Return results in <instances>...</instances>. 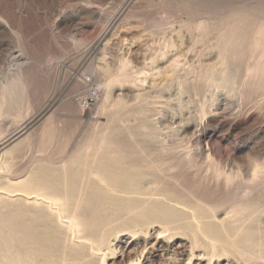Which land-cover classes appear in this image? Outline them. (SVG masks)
I'll return each instance as SVG.
<instances>
[{
  "label": "rangeland",
  "instance_id": "rangeland-1",
  "mask_svg": "<svg viewBox=\"0 0 264 264\" xmlns=\"http://www.w3.org/2000/svg\"><path fill=\"white\" fill-rule=\"evenodd\" d=\"M263 49L264 0H0V264H264Z\"/></svg>",
  "mask_w": 264,
  "mask_h": 264
},
{
  "label": "bare ground",
  "instance_id": "bare-ground-1",
  "mask_svg": "<svg viewBox=\"0 0 264 264\" xmlns=\"http://www.w3.org/2000/svg\"><path fill=\"white\" fill-rule=\"evenodd\" d=\"M160 6H161V5H160ZM161 9H162V8H161ZM157 12H158V11H157ZM124 14H126V13H124ZM118 15H120V14H118ZM118 15H117V16H118ZM158 16H159V15H158ZM119 17H120V16H119ZM124 17H126V16H124ZM157 18H158V17H157ZM158 19H159V20H157V24H156V25H157V26H161V24L164 22V20H163V19H160V18H158ZM229 19H230V17H229ZM232 19H233V18H232ZM243 19H244V17H243ZM243 19H242V20H243ZM122 20H123V18H122ZM187 20H188V19H187ZM187 20H186V21H187ZM226 20H227V19H226ZM119 21H120V19H119ZM186 21H185V22H186ZM189 21H191V20H189ZM234 21H235V20H234ZM239 21L241 22L240 19H239ZM245 21H246V20H245ZM247 21H248V20H247ZM122 22H123V21H122ZM167 22H168V20H167ZM192 22H193V20H192ZM200 22H201V21H200ZM202 22H204V21H202ZM209 22H210V21H209ZM209 22H208V23H209ZM224 22H225V21H224ZM237 22H238V21H237ZM240 22H238V23H240ZM118 23H119V22H118ZM182 23H183V22H182ZM196 23L199 24L198 22H196ZM196 23L194 24V27H198V26H196V25H197ZM208 23H206V24L208 25ZM229 23H230V21H229ZM120 24H121V22H120ZM164 24H165V22H164ZM188 24H189V23H188ZM188 24H187V25H188ZM192 24H193V23H192ZM192 24H190V25L192 26ZM200 24H201V23H200ZM203 24H205V23H202V24H201L202 27L204 26ZM206 24H205V26L203 27L204 29L207 27ZM210 24H211V23H210ZM215 24H216V23H215ZM219 24H220V22H219ZM219 24H218V25H219ZM221 24H222V23H221ZM236 24H237V23H236ZM256 24H258V22H257ZM118 25H119V24H118ZM182 25H184V24H182ZM216 25H217V24H216ZM224 25H225V24H224ZM224 25H223V26H224ZM233 25H235V24L233 23ZM237 25H238V24H237ZM252 25H253V24H252ZM252 25H251V26H252ZM259 25H260V23H259ZM157 26H156V27H157ZM212 26H215V25H213V22H212V25H211L210 27H212ZM235 26H236V25H235ZM242 26H243V25H242ZM254 26H255V25H254ZM183 27H184V26H183ZM187 27H188V26H187ZM216 27H217V26H216ZM221 27H222V26H221ZM225 27H226V26H225ZM229 27H230V26H229ZM231 27H232V25H231ZM252 27H253V26H252ZM252 27H251V28H252ZM162 28H163V27H162ZM188 28H189V27H188ZM237 28H239V27H237ZM259 28H260V27H259ZM160 29H161V27H160ZM195 29H196V28H195ZM204 29H203V30H204ZM213 29H214V28H213ZM217 29H220V27H218ZM233 29H234V28H233ZM244 29H245V28H244ZM161 30H162V29H161ZM201 30H202V28H201ZM221 30H222V29H221ZM228 30H229V29H228ZM237 30H238V32H239V29H237ZM242 30H243V28H242ZM242 30H241V31H242ZM251 30H252V29H251ZM187 31H188V30H187ZM191 31H193V29H192ZM191 31H190V33H191ZM209 31H210V30H209ZM211 31H212V30H211ZM214 31H215V30H214ZM229 31H230V30H229ZM229 31H227V32H229ZM260 31H261V30H260ZM105 32H107V31H105ZM199 32H200V30H199ZM205 32H206V31H205ZM220 32H222V31H220ZM220 32H219V33L216 32V33H217V36L220 34ZM249 32H250V31H249ZM251 32H252V31H251ZM256 32H257V31H256ZM202 33H203V31H202ZM202 33H201V34H202ZM229 33H230V34L227 35V39L229 40V42H232V39H234L235 36H236L237 34H235L234 32L232 33L231 31H230ZM239 33H240V32H239ZM241 33H242V32H241ZM260 33H261V32H260ZM262 33H263V32H262ZM105 34H106V33H105ZM206 34H208V33H206ZM206 34H205V35H206ZM214 34H215V33H214ZM257 34H258V32L256 33V35H257ZM100 35H101V34H100ZM205 35H204V36H205ZM220 35H221V34H220ZM224 35H225V34H224ZM224 35H223V36H224ZM242 35H243V34H242ZM261 35H262V34H261ZM261 35H260V38H261ZM245 36H246V35H245ZM225 37H226V36H225ZM225 37H224V38H225ZM236 37H238V36H236ZM240 37H241V36H240ZM254 37H256V36L254 35ZM258 37H259V36H258ZM102 38H103V37H102ZM104 38H105V37H104ZM201 38H203V37L201 36ZM242 38H244V37H242ZM242 38H241V39H242ZM256 38H257V37H256ZM218 39H219V38H218ZM222 39H223V38H221V40H222ZM239 40H240V38H239ZM103 41H104V40H103ZM105 41H107V40H105ZM105 41H104V42H105ZM224 41H225V40H224ZM220 42H221V41H220ZM100 43H101V42H100ZM165 43H166V42H165ZM223 43H224V42H223ZM237 43H238V42H237ZM106 44H107V43H106ZM218 44H219V43H218ZM221 44H222V42H221ZM221 44H220V45H221ZM103 45H104V43H103ZM223 45H225V44H223ZM228 45H230V44L228 43ZM218 46H219V45H218ZM225 46H226V45H225ZM219 47H221L220 49H222V45L219 46ZM223 47H224V46H223ZM226 47H227V46H226ZM228 47H230V46H228ZM228 47L225 48V50H226V49H229ZM232 47H233V46H232ZM234 47H235V46H234ZM216 48H217V46H216ZM262 48H263V47H262ZM231 50H232V49H231ZM237 50H238V49H237ZM263 50H264V49H263ZM221 51H222V50H221ZM221 51H220V52H221ZM229 51H230V50H229ZM232 51H233V50H232ZM225 52H228V51H223V53H225ZM236 53H239V52H236ZM263 53H264V52H263ZM225 54H226V53H225ZM229 54H230V53H229ZM229 54H228V57L230 56ZM162 55H163V54H162ZM218 55H219V54H218ZM226 55H227V54H226ZM232 55H233V54H232ZM235 55H236V54H235ZM118 56H119V55H118ZM120 56H121V55H120ZM120 56H119V57H120ZM223 56H224V55H223ZM238 56H239V55H238ZM243 56H244V55H243ZM243 56H242V57H243ZM219 57H221V56H219ZM231 57H232V56H231ZM233 57H234V55H233ZM240 57H241V56H239V59H240ZM244 57H245V56H244ZM113 58H114V57H113ZM122 58H124V57H121V58H118V59L121 60ZM126 58H127V56H126ZM221 58H222V57H221ZM225 58H227V57H224V59H225ZM231 59H232V58H231ZM233 59H234V58H233ZM242 59H243V58H242ZM115 60H116V59H115ZM115 60H113V61H115ZM123 60H124V59H123ZM125 60H126V59H125ZM218 60H219V59H218ZM228 60H229V59H228ZM235 60H237V63L239 62V60L237 59V56H236ZM126 61H127V60H126ZM129 61H130V60H129ZM220 61H221V60H220ZM240 61H241V60H240ZM124 62H125V61H124ZM218 62H219V61H218ZM226 62H228V61H226ZM226 62H225V63H226ZM230 62H231V61H230ZM230 62H229V63H230ZM234 62H235V61H234ZM234 62H233V64H234ZM15 63H17V62L15 61ZM115 63H116V61H115ZM119 63H120V62H119ZM130 63H131V62H130ZM130 63H127V64L129 65V66H128L129 68H130ZM221 63H222V62H221ZM221 63H220V64H221ZM223 63H224V62H223ZM223 63H222V64H223ZM225 63H224V66H225ZM20 64H22V63L20 62ZM127 64H126V65H127ZM216 64H217V63H216ZM222 64H221V65H222ZM226 64H227V63H226ZM240 64H241V63H240ZM251 64H252V63H251ZM16 65H18V64H16ZM22 65H23V64H22ZM22 65H21V66H22ZM109 65H110V64H109ZM112 65H113V64H112ZM116 65H117V64H116ZM118 65H119V64H118ZM118 65H117V67H118ZM175 65H176V64H175ZM212 65H213V64H212ZM229 65H230V64H229ZM238 65H239V64H237V65L235 64V66H237V67H238ZM124 66H125V64H124ZM124 66H123V67H124ZM207 66H208V65H207ZM213 66H214V65H213ZM213 66H212V67H213ZM215 66H216V65H215ZM227 66H228V65H227ZM239 66H240V65H239ZM15 67H16V66H15ZM19 67H20V66H19ZM119 67H120V66H119ZM125 67H126V66H125ZM125 67H124V68H125ZM208 67H209V66H208ZM208 67H207V68H208ZM212 67H211V68H212ZM225 67H226V66H225ZM111 68H112V67H111ZM121 68H122V67H121ZM121 68H120V69H121ZM171 68H173V67H171ZM203 68H204V67H203ZM207 68H206V69H207ZM217 68H218V67H217ZM232 68H233V66L231 67V69H232ZM234 68H235V67H234ZM234 68H233V69H234ZM16 69H17V68H16ZM108 69H110V67H108ZM113 69H114V68H113ZM115 69H116V68H115ZM206 69H205V70H206ZM212 69H213V68H212ZM224 69H225V68H224ZM235 69H236V68H235ZM121 70H122V69H121ZM126 70H127V68H126ZM173 70H174V69H173ZM207 70H208V69H207ZM215 70H216V69H215ZM225 70H226V69H225ZM229 70H230V69H229ZM20 71H21V69H20ZM104 71L106 72V70H104ZM128 71H130V70H128ZM199 71H200V70H199ZM218 71H219L218 73H220V70H218ZM14 72H15V71H14ZM115 72H116V71H115ZM164 72H165V71H164ZM171 72H172V70L170 71V73H171ZM214 72H215V71H214ZM214 72H211V73L214 74ZM228 72H229V71H228ZM232 72H233V70H232ZM116 73H117V72H116ZM131 73H132V72H131ZM202 73H204V72L202 71ZM202 73H201V74H202ZM205 73H209V70H208L207 72L205 71ZM216 73H217V72H216ZM114 74H115V73H114ZM123 74H125V72H124ZM159 74H160V73H159ZM161 74H162V73H161ZM231 74H232V73H231ZM115 75H116V74H115ZM120 75H121V74H120ZM125 75H126V74H125ZM133 75L135 76L136 74H133ZM162 75H163V74H162ZM168 75H170V74H168ZM172 75H173V74H172ZM178 75H179V74H178ZM215 75H217V74H214L213 76H215ZM218 75H219V74H218ZM232 75H234V74H232ZM130 76H131V75H130ZM136 76H137V75H136ZM164 76H166V75H164ZM170 76H171V75H170ZM176 76H177V75H176ZM213 76H211V77H213ZM219 76H220V75H219ZM160 77H161V76H160ZM178 77H179V76H178ZM215 77H216V76H215ZM226 77H228V76H226ZM106 78H107V77H106ZM108 78H109V77H108ZM166 78H167V77H166ZM175 78H176V77H175ZM213 78H214V77H213ZM218 78H219V77H218ZM221 78H222V76H221ZM231 78H233V77H231ZM160 79H161V78H160ZM186 79H187V78H186ZM208 79H209V78H208ZM216 79H217V78H216ZM228 79H230V78H228ZM135 80H136V79H135ZM137 80H138V79H137ZM137 80H136V81H137ZM168 80H169V79H168ZM172 80H174V78H172ZM176 80H177V78H176ZM178 80H179V79H178ZM178 80H177V81H178ZM224 80H226V78H225ZM158 81H159V80H158ZM203 81H204V80H203ZM207 81H208V80H206L205 82L207 83ZM212 81H213V80H212ZM229 81H230V80H229ZM9 82H10L9 84H11L12 86H15V85H18V86H19L20 84H19V77H18V74L15 73V74H13L12 76H10V78H9ZM105 82H106V81H105ZM174 82H175V81H174ZM183 82H184V78H183ZM213 82H214V81H213ZM106 83H107V82H106ZM178 83H179V82H178ZM181 83H182V82H181ZM109 84L111 85V83H109ZM152 84H153V83H152ZM168 84H169V83H168ZM166 85H167V84H166ZM183 85H184V84H183ZM4 86H7V85H4ZM157 86H158V85H157ZM164 86H165V85H164ZM169 86H170V84H169ZM169 86H168V87H169ZM172 86H173V85H172ZM15 87H16V86H15ZM22 87H23V85H22V86L20 85V86L18 87V89H17V90H18V94H19V92L22 91ZM154 87H156V86H154ZM161 87H162V86H161ZM179 87H180V86H179ZM181 87H182V86H181ZM23 88H24V87H23ZM169 88H171V87H169ZM5 90H6V89H5ZM169 90H170V89H169ZM183 90H184V89H183ZM23 91H24V89H23ZM149 91H150V89H149ZM7 92H8V93H11L12 90H8ZM8 93H7V94H8ZM108 93H109V92H108ZM141 93H142V92H141ZM155 93H156V92H155ZM20 94H21V93H20ZM22 94H23V93H22ZM109 94H110V93H109ZM139 94H140V93H139ZM15 95H16V94H15ZM3 96H5V95H3ZM11 96H12V95H11ZM22 96H23V95H22ZM137 96H138V95H137ZM111 97H112V95H111ZM159 97H160V96H159ZM161 97H162V96H161ZM12 98H15V97H12ZM16 98H18V97H16ZM16 98H15V99H16ZM19 98H20V97H19ZM19 98H18V99H19ZM120 98H122V97H120ZM138 98H139V97H138ZM0 99H1V98H0ZM145 99H146V98L144 97V100H145ZM3 100H4V98H3ZM6 100H7V99L5 98V101H4V102H6ZM118 100H119V99H118ZM136 100H137V99H136ZM157 100H158V99H157ZM11 101H12V99L10 100V102H11ZM146 101H147V100H146ZM0 102H3V101L0 100ZM12 102H13V101H12ZM112 102H113V101H112ZM153 102H154V101H153ZM125 103L127 104L128 102L126 101ZM143 103H144V102H143ZM148 103H149V102H148ZM155 103H156V102H155ZM3 104H4V103H3ZM8 104H9V103H6V105H8ZM107 104H108V103H107ZM121 104H122V103H121ZM123 104H124V103H123ZM128 104H129V103H128ZM9 105H10V104H9ZM139 105H140V103H139ZM142 105H143V104H142ZM0 106H1V105H0ZM105 106H106V105H105ZM128 106H129V105H128ZM133 106H134V105H133ZM136 106H137V105H136ZM136 106H135V108H136ZM1 107H2V106H1ZM9 107H10V106H9ZM110 107H111V106H110ZM112 107H114V106H112ZM120 107H121V106H120ZM120 107H119V108H120ZM130 107H132V105H131ZM130 107H129V108H130ZM142 107L145 108L144 106H142ZM115 108H116V107H115ZM107 109H108V108H107ZM112 109H113V108H112ZM117 109H118V106H117ZM123 109H124V108H122L121 110H123ZM131 109H132V108H131ZM137 109H138V108H137ZM147 109H148V108H147ZM147 109H145V110H147ZM0 110H2V108H1ZM121 110H120V112H121ZM133 110H134V109H133ZM153 110H154V109H153ZM109 111H110V110H109ZM114 111H115V110H114ZM116 111H117V110H116ZM132 112H133V111H132ZM135 112H136V111H135ZM145 112H146V111H145ZM153 112H154V111H153ZM155 112H156V111H155ZM155 112H154V113H155ZM112 113H113V112H112ZM137 113H139V112H137ZM137 113H136V114H137ZM142 113H143V112H142ZM151 113H152V111H151ZM115 114H116V113H115ZM119 114H120V113H119ZM152 114H153V113H152ZM152 114H151V115H152ZM139 115H140V114H139ZM116 116H117V114H116ZM124 116H125V113H124ZM127 116H128V115H127ZM136 116H137V115H136ZM145 116H146V115H145ZM122 117H123V116H122ZM138 117H139V116H138ZM146 117H147V116H146ZM152 117H153V116H152ZM140 118H141V116H140ZM148 118H150V116H149ZM118 119H119V117H118ZM142 119H143V118H142ZM151 119H152V118H151ZM153 119H154V117H153ZM153 119H152L151 121H153ZM111 120H112V119H111ZM104 121H107V120H104ZM114 121H115V120H114ZM122 121H123V120H122ZM107 122H108V121H107ZM118 122H119V121H118ZM145 122H146V120H145ZM103 123H104V122H103ZM111 123H112V122H111ZM113 123H114V122H113ZM141 123L144 124L142 120H141ZM101 124H102V123H101ZM105 124H106V123H105ZM124 124H125V123H124ZM147 124H148V123H147ZM103 125H104V124H103ZM114 125H115V124H114ZM114 125H113V124L111 125V126H112V129H113V126H114ZM116 125H117V124H116ZM121 126H122V125H121ZM123 126H125V125H123ZM104 127H106V126H104ZM107 127H108V126H107ZM107 127H106V128H107ZM109 127H110V125H109ZM114 127H116V126H114ZM110 128H111V127H110ZM118 128H120V127H118ZM147 128H148V127H147ZM151 128H153V127H151ZM151 128H150V129H151ZM102 129H104V128H102ZM107 129H108V128H107ZM107 129H106V130H107ZM100 130H101V129H100ZM109 130H110V129H109ZM124 130H126V129H124ZM151 130H152V129H151ZM93 131H94V129H93ZM95 131H96V130H95ZM103 131H104V130H103ZM111 132H112V133H110V134L112 135L114 132H113L112 130H111ZM115 132H116V131H115ZM154 132H155V131H154ZM154 132H153V133H154ZM93 133H94V132H93ZM119 133H121V132H119ZM156 133H157V131H156ZM96 135H97V134H96ZM115 135H116V134H115ZM108 136H109V135H108ZM99 139H100V138H99ZM101 139H102V138H101ZM97 140H98V139H97ZM15 142H16V141H15ZM102 142H103V140H102ZM99 144H100V142H99ZM101 145H103V144H101ZM104 146H105V145H104ZM104 146H103V147H104ZM107 146H108V145H107ZM109 146H110V145H109ZM95 148H96V147H95ZM107 148H108V147H107ZM2 150H3V149H2ZM3 152H4V151H3ZM140 162H141V161H140ZM150 162H151V161H149V163H150ZM143 163H144V162H143ZM141 165H142V164H141ZM141 165H140V166H141ZM145 165H146V164H145ZM145 165H144V166H145ZM147 165H149V164H147ZM152 165H153V164H152ZM142 166H143V165H142ZM144 166H143V167H144ZM150 167H151V166H150ZM155 167H156V166H155ZM105 168H106V167H105ZM146 168H148V167H146ZM154 169H155V168H154ZM156 170H157V169H156ZM48 171H49V170H48ZM119 171H120V170H119ZM121 173H122V172H121ZM124 173H126V172H124ZM106 175H107V174H106ZM109 176H110V174H109ZM98 177H100V176H98ZM101 178H102V176H101ZM110 179H111V178H110ZM101 180H102V179H101ZM108 180H109V179H108ZM112 180H114V179H112ZM103 182H104V180H103ZM11 184H12V183H11ZM78 187H79V186H78ZM110 187H111V186H110ZM126 187H127V186H126ZM111 188H112V187H111ZM26 189H27V188H26ZM73 189H74V188H73ZM16 190L24 191L23 189H16ZM29 190H30V188H29ZM80 190H81V189H79V191H80ZM114 190H115V189L113 188L112 191H114ZM125 190H126V188H125ZM7 191H8V190H7ZM110 191H111V190H110ZM118 191H119V190H118ZM122 191H124V189H123ZM122 191H121V193H122ZM126 191H127V190H126ZM42 192H43V191H42ZM0 193H3V195H5V194H9V193L6 192V191H0ZM17 194H18V196H19V195H24V197L27 199V201H28V200H29V201H30V200L38 201V204L40 203V204L42 205V207H44V206H43V204H42L41 202L46 203L47 206H48L47 209L49 208V209H54V210H56L55 212H56V219H57V221H60L61 223H62V222H63V223H66V225L69 226V227L72 229L73 232H76V231L78 232V226H79V225L74 221V218H75V217L71 216L70 213L67 214L66 210L64 211V208H66V205H65V207H64V203H63V205H60V204L57 203V201H56L55 199L49 198V197H47V196H45V195H43V194H32V193H30V192H26V194H23V193H21V192H17V193H14L13 195H16V196H17ZM1 195H2V194H1ZM122 195H123V193H122ZM124 195H125V193H124ZM10 196H11V195H10ZM16 196H15V197H16ZM48 196H49V195H48ZM50 197H51V196H50ZM52 197H53V196H52ZM54 197H55V196H54ZM54 197H53V198H54ZM67 197H68V196H67ZM80 197H81V196H80ZM127 198H128V197H127ZM56 199H57V198H56ZM110 199H111V198H110ZM57 200L59 201V199H57ZM68 200H69V199H68ZM112 200H113V199H112ZM155 200H157V199H155ZM62 201H63V200H62ZM62 201H61V199H60V202H62ZM120 201H121V200H120ZM65 202H66V201H65ZM33 203H35V202H33ZM26 204H28V203L26 202ZM65 204H68V203H65ZM29 205H30V204H29ZM35 205H36V204H35ZM72 205H73V204L71 203V206H72ZM68 206H69V205H68ZM34 207H35V206H34ZM42 207H40V208H42ZM36 208H37V207H36ZM40 208H39V209H40ZM75 208H76V207H75ZM75 208H73V209H75ZM29 209H30V208H29ZM37 209H38V208H37ZM31 210H32V209H31ZM35 210H36V209H35ZM40 210H41V209H40ZM70 210H71V209H70ZM63 211H64V213L66 212L65 214H67V215H69V216H64V215H63V214H64ZM68 211H69V210H68ZM74 211H75V210H74ZM27 212H28V211H27ZM49 212H50V211H49ZM53 212H54V211H53ZM72 212H73V210H72ZM24 213H25V212H24ZM47 213H48V212H47ZM47 213H46V214H47ZM32 214L35 215L36 212H34V213H32ZM46 214H45V215H46ZM51 214H52V213H51ZM71 214H75V213L73 212V213H71ZM41 215H42V214H41ZM43 215H44V214H43ZM43 215H42V216H43ZM52 215H53V214H52ZM15 216H16V215H15ZM29 216H30V215H29ZM42 216H40V217L43 219ZM35 217H37V216H35ZM38 217H39V215H38ZM40 217H39V218H40ZM26 218H30V219H31V216H30V217H26ZM32 218H33V217H32ZM51 218H52V217H51ZM51 218H50V219H51ZM48 219H49V218H48ZM46 220H47V218H46ZM18 221H19V220H18ZM18 221H17V222H18ZM24 221H25V220H24ZM54 221H55V220H54ZM58 223H59V222H58ZM61 223H59V224H61ZM26 224H27V223H26ZM17 225H20V226H21V224H17ZM23 225H24V224H23ZM38 226H39V225H38ZM28 227H29V226H28ZM47 227H48V226H47ZM47 227H46V228H47ZM13 228H14V227H13ZM17 228H18V226H17ZM70 228H69V229H70ZM47 229H48V231H49V227H48ZM52 229H53V227H52ZM55 229H56V228H55ZM66 229H68V228H66ZM22 230H23V229H22ZM22 230H21V232H22ZM25 230H26V229H25ZM40 230H42V229H40ZM50 230H51V229H50ZM57 231H60V230H57ZM66 231H67V230H66ZM72 231H71V232H72ZM28 232H29V231H28ZM43 232H44V231H43ZM45 232H46V230H45ZM51 232H52V231H51ZM62 232H63V231H62ZM15 233H16V232H15ZM24 233H25V231H24ZM35 233H36V232H35ZM35 233H34V234H35ZM55 233H56V232H55ZM57 233H58V232H57ZM18 234H19V233H18ZM71 234H72V233H71ZM15 235H16V234H15ZM52 235H53V234H52ZM55 235H56V234H55ZM69 235H70V233H69ZM23 236H24V235H23ZM36 236H37V235H36ZM38 236H39V235H38ZM38 236H37L36 238L40 239ZM2 237H3V236H2ZM7 237H8V236H7ZM32 237H33V236H32ZM32 237H31V238H32ZM77 237H78V236H77ZM77 237H76V238H77ZM10 238H11V237H10ZM33 238H34V237H33ZM42 238H43V237H42ZM66 238H67V236H66ZM13 239H14V238H13ZM64 239H65V238H64ZM22 240H23V239H22ZM66 240H67V239H66ZM17 241H18V240H17ZM26 241H27V240H26ZM38 241H39V240H38ZM40 241H41V239H40ZM64 241H65V240H64ZM72 241H73V240H72ZM67 242H68V240H67ZM22 243H25V242L23 241ZM29 243H30V242H29ZM36 243H37V242H36ZM40 243H41V242H40ZM43 243H44V242H43ZM62 243H63V242H62ZM73 243H74V242H73ZM73 243H72V244H73ZM27 244H28V243H27ZM31 244H32V242H31ZM34 244H35V243H34ZM45 244H46V242H45ZM64 244H65V243H64ZM64 244H63V246L65 247ZM66 244H67V243H66ZM92 244H93V243H92ZM12 245H13V244H12ZM40 245H42V243H41ZM43 245H44V244H43ZM43 245H42V246H43ZM0 246H1V245H0ZM34 246H35V245H34ZM66 246H68V244H67ZM92 246H94V245H92ZM6 247H7V246H6ZM24 247H25V246H24ZM44 247H45V246H44ZM76 247H77V246H76ZM90 247H91V246H90ZM27 248H28V247H27ZM69 248H70V247H69ZM93 248H94V247H93ZM95 248H96V247H95ZM30 249H31V248L29 247L28 250H30ZM42 249H43V248H42ZM65 249H66V248H65ZM32 250H33V249H32ZM54 250H55V249H54ZM30 251H31V250H30ZM60 251H61V250H60ZM63 251H64V250H63ZM26 252H27V251H26ZM33 252H34V251H33ZM57 252H58V251H57ZM6 253H7V252H6ZM8 253H9V252H8ZM8 253H7V254H8ZM28 253H29V252H28ZM34 253H35V252H34ZM44 253H45V252H44ZM29 254H30V257H29V258L31 259V255H33V254H31V252H30ZM35 254H36V253H35ZM35 254H34V255H35ZM38 254H39V253H38ZM45 254H46V253H45ZM73 254H74V253H73ZM2 255H3V254H2ZM2 255H1V257H2V259H3V256H2ZM14 255H15V254H14ZM19 255H20V254H19ZM25 255H26V254H25ZM57 255H58V254H57ZM8 256H10V255H8ZM20 256H21V255H20ZM43 256H44V255H43ZM33 257H34V256H33ZM44 257H45V256H44ZM46 257H47V256H46ZM46 257H45V258H46ZM22 258H23V257H22ZM18 259H19V258H18ZM32 259H33V258H32ZM19 260H20V259H19ZM21 260H22V259H21ZM27 260H28V259H27ZM45 260H46V259H45ZM31 262H32V261H31ZM31 262H29V264H30ZM47 262H48V261H47ZM16 263H17V262H16ZM26 263H27V262H26ZM50 264H51V263H50Z\"/></svg>",
  "mask_w": 264,
  "mask_h": 264
}]
</instances>
